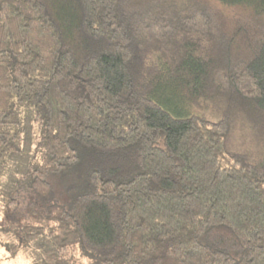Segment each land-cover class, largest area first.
<instances>
[{
	"label": "trees",
	"instance_id": "obj_1",
	"mask_svg": "<svg viewBox=\"0 0 264 264\" xmlns=\"http://www.w3.org/2000/svg\"><path fill=\"white\" fill-rule=\"evenodd\" d=\"M0 197V264H264V0H0Z\"/></svg>",
	"mask_w": 264,
	"mask_h": 264
},
{
	"label": "rangeland",
	"instance_id": "obj_2",
	"mask_svg": "<svg viewBox=\"0 0 264 264\" xmlns=\"http://www.w3.org/2000/svg\"><path fill=\"white\" fill-rule=\"evenodd\" d=\"M198 113H202L201 111H197ZM206 114V113H205ZM210 118L216 119L218 116H211ZM226 147L230 151H244L247 149H254L259 147V144L255 137L253 136L250 128L246 124L243 116L240 113H236L234 115V124L231 132L227 135L226 138ZM10 209L7 207L5 203V199L0 197V224L4 219H8V214ZM2 241V236L0 237V242ZM0 250L2 247L0 246ZM4 250L0 251V259L3 256ZM5 264H25L23 259H9L6 260Z\"/></svg>",
	"mask_w": 264,
	"mask_h": 264
},
{
	"label": "clouds",
	"instance_id": "obj_3",
	"mask_svg": "<svg viewBox=\"0 0 264 264\" xmlns=\"http://www.w3.org/2000/svg\"><path fill=\"white\" fill-rule=\"evenodd\" d=\"M0 251H2V250H0Z\"/></svg>",
	"mask_w": 264,
	"mask_h": 264
}]
</instances>
